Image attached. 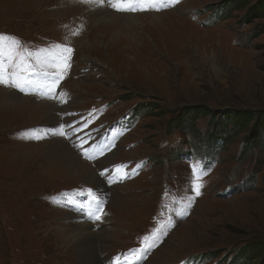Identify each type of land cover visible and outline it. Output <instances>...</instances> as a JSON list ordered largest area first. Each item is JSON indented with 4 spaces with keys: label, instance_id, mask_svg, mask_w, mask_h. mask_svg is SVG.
Instances as JSON below:
<instances>
[{
    "label": "rangeland",
    "instance_id": "obj_1",
    "mask_svg": "<svg viewBox=\"0 0 264 264\" xmlns=\"http://www.w3.org/2000/svg\"><path fill=\"white\" fill-rule=\"evenodd\" d=\"M226 1L169 0L168 6L158 3V11L121 13L90 3L89 12L78 0H0V39L18 41L17 51L61 42L73 48L57 90L66 103L0 85V264H114L117 257L122 264L142 247L139 264H250L237 246L264 241V139L239 159L241 132L223 159L212 163L207 154L203 167L195 154H176L189 147L180 134L165 132L167 115L138 119V102L146 100L162 112L199 104L239 116L264 112V0H246L226 17L221 7L219 20L208 17ZM67 2L70 8L62 11ZM255 4L251 22L241 20ZM166 12L169 19L151 30L150 22ZM66 20L85 24L64 25ZM116 41L123 56L107 47ZM60 124L82 130L71 140L34 139ZM76 137L88 140L90 151L96 146V159L73 147ZM115 165L125 169L117 174ZM103 168L110 170L111 184L99 177ZM194 168L203 173V188L181 216L194 195ZM250 174L254 190L233 193ZM88 188L103 201L102 219L92 226L78 217L90 223L93 236L66 238L84 212L67 201L85 206L88 200L77 193Z\"/></svg>",
    "mask_w": 264,
    "mask_h": 264
},
{
    "label": "snow or ice",
    "instance_id": "obj_2",
    "mask_svg": "<svg viewBox=\"0 0 264 264\" xmlns=\"http://www.w3.org/2000/svg\"><path fill=\"white\" fill-rule=\"evenodd\" d=\"M85 2L93 4L96 7L107 6L116 12L135 13L137 11H148L151 9L158 11L157 4L163 3L164 6H168L169 0H85ZM171 2L174 4L178 0H171ZM73 35H76V33H73ZM17 44L18 41L15 40L5 42L3 39H0V85L15 89L24 94H38L41 97L50 98L60 104L66 103L65 93H58L57 90L71 67L73 48L68 44L58 43L51 48H41L37 52H32L26 48L22 51H17ZM88 123H91V121ZM83 127L86 128L87 124H84ZM81 130V128H75L72 125L60 124L58 128L49 129L45 132L44 136H37L34 139L59 136L66 140H71L73 135ZM76 140L79 142L73 143V147L84 158L88 160L96 159V155L94 154L96 146L90 151L89 148L85 147L88 140L83 137H76ZM99 156H104L103 150L99 151ZM122 169H125L124 165H115L112 171L118 174ZM109 172L110 170L108 168H103L98 174L100 178H107ZM202 174L201 171L195 168L193 169L190 178V191L194 195L189 197V203L185 205L184 210L178 213L179 215H187L186 209L191 207V200L201 195L203 184L200 182V178ZM127 175L128 172L125 170L121 179L127 178ZM106 182L111 184L112 180L107 178ZM77 194L84 195L90 205H95V211H88V218L100 221L103 213V201L98 198L93 189L88 188ZM64 195L68 196L69 194L65 193ZM67 203L75 206L77 209L82 207L74 199L68 200ZM148 247H151V244ZM145 250L143 247L141 249H134L132 259L129 260L126 258L125 264H134V261L138 260L140 254ZM116 264H119V257L116 258Z\"/></svg>",
    "mask_w": 264,
    "mask_h": 264
},
{
    "label": "trees",
    "instance_id": "obj_3",
    "mask_svg": "<svg viewBox=\"0 0 264 264\" xmlns=\"http://www.w3.org/2000/svg\"><path fill=\"white\" fill-rule=\"evenodd\" d=\"M246 0H228L219 7L217 6L214 14H218L219 8L223 7L225 17L230 15L232 11L239 10L240 5L243 6ZM258 5L255 4L252 8L243 12L241 20L246 23L251 22L253 10H257ZM262 8L264 9V1L262 2ZM252 11V12H249ZM258 11V10H257ZM260 12V11H259ZM260 15V13L257 12ZM256 15V14H255ZM254 15V16H255ZM252 31V38L256 37V33ZM196 108H186L180 113L179 110H162V106H158L156 102L152 101H139L138 102V119L146 115H167L164 129L169 134H180L182 139L187 143L189 147L183 156H193V153L198 156L199 163L205 165L208 162L207 154L213 153L222 158V155L229 150V146L233 142V138L244 133L242 136V144L240 153L237 158H246L255 148L261 147L264 139V112H261L260 116L255 112H246L243 116L236 115V111L229 109L224 112L209 110L205 106ZM258 116V117H257ZM206 120L205 127H201L200 121ZM219 140V141H218ZM193 141V145L190 143ZM182 141H180L181 143ZM179 155V154H178ZM238 185L233 186L234 193L239 192H251L255 188L256 180L254 175H249L246 179H242ZM240 250V256L243 260L248 261L250 264H254L253 259L257 256L260 259L264 257V241L263 242H245L243 246H237ZM222 252V251H221ZM203 258V257H202ZM209 259H214L213 256H207ZM205 259V258H204Z\"/></svg>",
    "mask_w": 264,
    "mask_h": 264
},
{
    "label": "bare ground",
    "instance_id": "obj_4",
    "mask_svg": "<svg viewBox=\"0 0 264 264\" xmlns=\"http://www.w3.org/2000/svg\"><path fill=\"white\" fill-rule=\"evenodd\" d=\"M162 13V12H161ZM118 16V15H117ZM163 16H165V18L163 17ZM166 16H168L167 15V12L165 13V14H162V15H159V16H157L156 18H155V23H153V22H150V28H151V30H153V29H156V30H159L160 28L158 27L159 26V24H158V22H163V20H165V19H169V17H166ZM112 17V16H111ZM115 17V16H114ZM103 18V17H102ZM123 18V17H122ZM125 18H127L126 16H125ZM124 18V19H125ZM104 19V18H103ZM107 19V18H106ZM132 19V18H131ZM126 20V19H125ZM100 21H101V19H100ZM104 21H106L105 19H104ZM121 21V20H120ZM127 21V20H126ZM128 21H130V20H128ZM111 22H112V20H111ZM115 22V21H114ZM106 23V22H105ZM127 26V25H126ZM142 26V25H141ZM133 28V27H132ZM140 28H142V27H140ZM167 28V27H166ZM117 29V28H116ZM120 29V28H119ZM128 29V28H127ZM164 29V28H163ZM118 30V29H117ZM142 30V29H141ZM150 30V29H149ZM121 31V30H120ZM163 31V30H162ZM161 31H158V33H160ZM164 32H166L165 30H164ZM118 34V33H117ZM152 34V33H151ZM118 37H119V35H117ZM110 37V36H109ZM163 37V36H162ZM96 39V38H95ZM107 40V39H106ZM112 40V39H111ZM118 40H119V38H118ZM94 41V40H93ZM108 42H109V40H108ZM117 42V44H112V45H109L108 46V44H107V47H109V49H111V47H112V49L113 48H118V50L119 51H121L122 52V49L120 48V45H119V43H118V41H116ZM105 45V44H104ZM122 47V46H121ZM84 48V47H83ZM131 48H132V46H131ZM86 50V49H85ZM118 51V52H119ZM121 52H119L122 56H123V52L121 53ZM84 53V52H83ZM123 58V57H122ZM21 100V99H20ZM15 104V103H14ZM18 104V103H17ZM6 105H8V104H6ZM10 105V104H9ZM3 109V108H2ZM19 111V110H18ZM20 155V154H19ZM69 161V160H68ZM60 162V161H59ZM79 171L80 172H85L86 173V170L85 169H79ZM93 174V173H92ZM79 175V174H78ZM78 204H80V203H78ZM82 206H83V213L81 214V216L80 215H78L77 216V218H76V216H75V221H78V222H76L75 224H73V225H70L69 227L71 228L70 229V231L67 233L68 235H70V236H66V238H72V239H80L79 237H81L82 239H87V238H89V237H92L93 236V231L91 230L92 229V226H93V224H95V223H98L99 221H95L94 219H89L88 218V211L89 210H92V211H94L93 210V206L92 205H88V203L84 206V204H81ZM82 218V219H86V220H89L91 223H92V226L90 225V223L88 222V221H81V219H79V218ZM104 222V221H103ZM114 231V230H113Z\"/></svg>",
    "mask_w": 264,
    "mask_h": 264
}]
</instances>
